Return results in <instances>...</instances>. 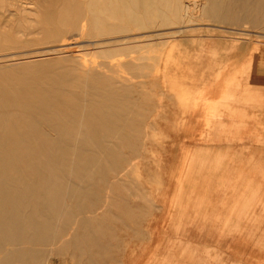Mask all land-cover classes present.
Returning a JSON list of instances; mask_svg holds the SVG:
<instances>
[{"label": "rangeland", "instance_id": "rangeland-1", "mask_svg": "<svg viewBox=\"0 0 264 264\" xmlns=\"http://www.w3.org/2000/svg\"><path fill=\"white\" fill-rule=\"evenodd\" d=\"M254 1L223 0L232 16L220 19L203 13L206 0H180L177 13L150 19L107 0H0V196L30 198L8 214L32 219L21 235L36 229L16 242V221L3 220L0 264L21 251L26 264H177L148 252L154 217L181 237L201 225L234 236L236 264H264ZM247 5L257 28L242 17ZM89 230L109 249L88 261L63 248Z\"/></svg>", "mask_w": 264, "mask_h": 264}, {"label": "crops", "instance_id": "crops-1", "mask_svg": "<svg viewBox=\"0 0 264 264\" xmlns=\"http://www.w3.org/2000/svg\"><path fill=\"white\" fill-rule=\"evenodd\" d=\"M232 167L227 169V174L230 175ZM232 176L234 173H231ZM224 195L223 192L217 190L214 198L215 204L219 201L220 197ZM193 216V215H192ZM151 230L153 233V243H149L148 252L159 256L160 258L171 257L170 260H176L177 264H236V238L224 237L222 239L213 230H206L204 226L190 227L186 230L185 237L177 236L174 234V226L163 227L157 217H154L150 222ZM150 230V231H151ZM72 237L76 240L72 243ZM63 248L72 251L74 255L87 257L88 261L92 255H98L104 250H107L108 245L103 243V236L92 234V230L84 231L83 233L69 234L67 241H62ZM78 242V243H77ZM227 245V246H225ZM186 250L190 254L192 260L182 261L178 257L181 250ZM54 253V251H53ZM138 253V251H137ZM139 254V253H138ZM149 254V256H150ZM249 259L253 258V253ZM259 259H263L262 253H257ZM178 257V258H177ZM215 258L220 259V263H216Z\"/></svg>", "mask_w": 264, "mask_h": 264}, {"label": "bare ground", "instance_id": "bare-ground-1", "mask_svg": "<svg viewBox=\"0 0 264 264\" xmlns=\"http://www.w3.org/2000/svg\"><path fill=\"white\" fill-rule=\"evenodd\" d=\"M178 1H180V0H107V2H115V3H117V4H119V5H122V10L123 11H125V12H127V11H132V12H138V13H145L146 15H149V17H150V19H155V18H161V17H164V19L166 18L165 17V15L166 14H175V13H177L176 11H177V9H178V7L177 6H175V4H176V2H178ZM222 1L223 0H206V3H205V6H204V8H203V13H206V14H209V15H212L213 17H218V18H220V19H229L231 16H232V11H231V9H229L228 7H224L223 5H222ZM258 1V2H257ZM254 2H257L259 5H258V11H259V13H258V15H259V18H258V20L260 21V22H264V0H255ZM250 4V3H249ZM86 5V4H85ZM196 6V5H195ZM9 7V6H8ZM10 8H12V7H10ZM196 8V7H195ZM24 9V8H23ZM22 9V10H23ZM87 9V8H86ZM88 9H89V7H88ZM117 9V8H116ZM115 9V10H116ZM27 11V10H26ZM194 11H196L195 9H194ZM14 13V12H13ZM115 13H116V11H115ZM251 13H252V11H251V6L249 5H247V9L244 7L243 8V19H247V23H252V25L255 27V28H257V25H258V22H253V21H251L250 20V16H251ZM86 14V13H85ZM197 16V15H196ZM11 17V16H10ZM137 18H144V17H137ZM86 20V19H85ZM238 20V19H237ZM238 23H239V21H236V24L235 25H238ZM82 25H84V24H82ZM86 25H87V23H86ZM160 25V24H159ZM85 26V25H84ZM101 26V25H100ZM84 29V28H83ZM158 29V28H157ZM100 31V30H99ZM82 36V35H81ZM80 37V36H79ZM82 38V37H81ZM61 69V68H60ZM15 75V74H14ZM87 75V74H86ZM24 77V76H23ZM75 77V76H74ZM27 80V79H26ZM31 80V79H30ZM30 83V82H29ZM33 85V84H32ZM95 89H97V88H95ZM99 89V88H98ZM29 91V90H28ZM92 91V90H91ZM1 92V91H0ZM5 93H6V91H4ZM100 92V91H99ZM12 94V93H11ZM2 95V94H1ZM5 95H7V94H4V96ZM10 95V94H9ZM8 95V96H9ZM120 95V94H119ZM8 96L6 97V99H8ZM118 96V95H117ZM117 96H115V97H117ZM3 97V96H2ZM109 98V97H108ZM3 99H5V98H3ZM5 99V101L6 102H8L9 100H12L13 101V98L11 99H9V100H6ZM85 99V98H84ZM83 99V100H84ZM96 99V98H95ZM112 99V98H111ZM85 100H87V99H85ZM102 100V99H101ZM109 100V99H108ZM11 101V102H12ZM98 101V100H97ZM109 101H111V100H109ZM3 102V101H2ZM95 102H96V100H95ZM113 102V100L111 101V103ZM120 102H122V101H120ZM3 103H5V102H3ZM84 103H86L85 101H84ZM97 103V102H96ZM98 103H100V102H98ZM102 103V102H101ZM114 103V102H113ZM112 103V104H113ZM116 103V102H115ZM117 103H118V101H117ZM6 104V103H5ZM93 104H95V103H93ZM119 104V103H118ZM118 104L117 105H115L114 106V104H113V107H117V109H119L118 108ZM90 105V104H89ZM102 105L103 104H101V107H102ZM106 105H107V103H106ZM7 107L9 106L8 104L6 105ZM11 106H13V105H11ZM95 106H96V104H95ZM103 106H105V105H103ZM108 106V105H107ZM5 107V106H4ZM119 107H121L120 105H119ZM122 107H124V106H122ZM122 107H121V110H122ZM82 108V107H81ZM92 108V107H91ZM90 108V109H91ZM96 107H94V109H95ZM99 109V108H98ZM104 109H105V107H104ZM92 110V109H91ZM96 111H98V110H96ZM102 112L104 111V110H101ZM105 111H106V109H105ZM105 111H104V113H105ZM92 112V111H91ZM94 113H96L97 114V112H95L94 111ZM94 113H93V115H94ZM107 113H108V110H107ZM115 113H117V112H115ZM1 114V113H0ZM3 114V113H2ZM88 114V113H87ZM109 114V113H108ZM119 114H120V110H119ZM119 114H117V115H119ZM99 115H102V114H100L99 113ZM107 115V114H106ZM116 115V116H117ZM1 116V115H0ZM96 116V115H95ZM111 116V115H110ZM97 117V116H96ZM99 117V116H98ZM103 117V116H102ZM108 117L109 116H107V119H108ZM100 118V117H99ZM110 118V117H109ZM117 118H119V117H117ZM92 119V122H93V117L91 118ZM115 119V118H114ZM120 119V118H119ZM96 120L97 119H95L94 120V123L96 122ZM103 120V119H102ZM111 120H112V118H111ZM85 121H87V120H85ZM90 121V120H89ZM109 121H110V119H109ZM108 121V122H109ZM113 121V120H112ZM117 121H119V120H116V122ZM115 122V123H116ZM97 123H99V121L97 120ZM96 123V124H97ZM103 123L105 124L106 122H104L103 121ZM102 122H101V124H103ZM110 123V122H109ZM86 124V123H85ZM87 124H89L88 122H87ZM103 124V125H104ZM111 124V126H113L112 125V123H110ZM109 124V125H110ZM119 124V123H118ZM125 124V123H124ZM93 126H95V124H93ZM105 126V125H104ZM119 126V125H118ZM124 126H126V125H124ZM114 127V126H113ZM105 128V127H104ZM108 128H109V126H108ZM116 128V127H115ZM114 128V129H115ZM122 128H124V127H122ZM89 129H90V127H89ZM107 129V128H106ZM5 130V129H4ZM100 131V130H99ZM104 131H106L105 129H104ZM5 132V131H4ZM102 132V131H101ZM112 132H110V134H111ZM2 134H0V136H1ZM117 136V135H116ZM8 138V137H7ZM1 139V138H0ZM4 140V139H3ZM8 140V139H7ZM13 140H15V138L13 139ZM5 141V140H4ZM22 141V140H21ZM6 142V141H5ZM4 142V144L7 146V144ZM23 143V142H22ZM13 144V143H12ZM77 144V143H76ZM9 145H10V142H9ZM5 146V147H6ZM14 146H16V145H14ZM3 147V146H2ZM5 147H3L4 149H5ZM8 147H11V149H12V145L11 146H8ZM11 149H9L10 151H11ZM76 150V149H75ZM12 152H14V148H13V151ZM12 152L11 153H9L10 155L12 154ZM2 153H4L3 151H2ZM31 153V152H30ZM68 153V152H67ZM14 154V153H13ZM70 153H68V155H69ZM19 156V155H18ZM65 156V155H64ZM74 156V155H73ZM11 158H12V163L14 164V163H17V162H14L13 161V156H10ZM66 157H67V155H66ZM10 159V158H9ZM8 159V163H9V160ZM64 159V158H63ZM15 160V159H14ZM5 161V163H7ZM61 161V160H60ZM11 162V161H10ZM7 163V164H8ZM11 163V164H12ZM4 164V163H3ZM19 164V163H18ZM16 165V164H15ZM61 169H62V167H61ZM57 171V170H56ZM16 173V172H15ZM15 173H14V177H15ZM62 173V172H61ZM3 174H4V172H3ZM6 174V173H5ZM25 175V174H24ZM5 176V175H4ZM9 176V175H8ZM7 177V176H6ZM5 178V177H4ZM6 180H8V178L6 179ZM5 184V183H4ZM8 184V183H7ZM0 186H2V185H0ZM5 187V186H4ZM8 187V186H7ZM5 190V189H4ZM46 196V195H45ZM47 198V197H46ZM30 200V198L29 199H21V198H19V199H15L13 196L12 197H7L6 195H3V196H0V213H1V215H0V238L2 237L3 238V236H4V233H5V228L3 227V220L5 221V219H7V220H9V221H16V224H14V226H15V230H14V235H13V240L14 241H16V242H21V241H23L24 239H28V240H34L35 238H36V229H33V233L31 234V235H21V233H20V229L21 228H23V224H24V222L26 221V220H32L31 218H25V220H24V218H23V220L24 221H22V219H19V218H15V219H13V215H9L8 214V212L9 213H13L12 211H11V209H14V207H17V206H22V205H24V204H27V202ZM36 204V203H35ZM30 205V204H29ZM37 207V206H36ZM37 211H38V208H37ZM39 212V211H38ZM31 216V215H30ZM36 224V223H35ZM7 229V228H6ZM8 233H9V230H8ZM7 233V240H9L8 238H9V234ZM6 236V235H5ZM37 236H38V234H37ZM5 238V237H4ZM3 238V239H4ZM12 241V240H11ZM3 242V241H2ZM78 243V242H77ZM16 257V258H15ZM25 254L23 253V251H21V252H18V254H16V256H14V259H12V258H10V261L11 262H14L15 264H26V263H24L25 262Z\"/></svg>", "mask_w": 264, "mask_h": 264}]
</instances>
